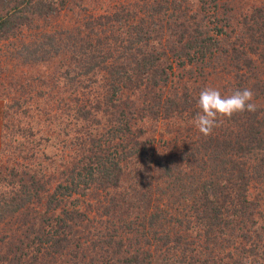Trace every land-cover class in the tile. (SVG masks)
I'll return each mask as SVG.
<instances>
[{"label": "trees", "instance_id": "trees-1", "mask_svg": "<svg viewBox=\"0 0 264 264\" xmlns=\"http://www.w3.org/2000/svg\"><path fill=\"white\" fill-rule=\"evenodd\" d=\"M232 2L118 0L64 27L70 0H0V264H264V3ZM214 77L257 110L204 136Z\"/></svg>", "mask_w": 264, "mask_h": 264}, {"label": "clouds", "instance_id": "clouds-1", "mask_svg": "<svg viewBox=\"0 0 264 264\" xmlns=\"http://www.w3.org/2000/svg\"><path fill=\"white\" fill-rule=\"evenodd\" d=\"M198 105L200 112L194 118V125L204 136L211 135L221 119H231L235 114L257 110L250 88L224 96L219 90L206 87L199 93Z\"/></svg>", "mask_w": 264, "mask_h": 264}, {"label": "rangeland", "instance_id": "rangeland-1", "mask_svg": "<svg viewBox=\"0 0 264 264\" xmlns=\"http://www.w3.org/2000/svg\"><path fill=\"white\" fill-rule=\"evenodd\" d=\"M118 0H70L71 5L73 6V9H64L59 16H55L52 20H50L53 23H60L61 25L63 24L64 27L70 26L74 21H78V19L84 18L85 15H90L91 13H100L108 8L109 6L114 5L117 3ZM189 1H195V0H189ZM264 0H233L231 5L234 8V12L237 14L238 18L243 12H247L249 9L253 8L254 6L261 5L263 4ZM221 3H224V0H221ZM223 9H221L222 11ZM87 13V14H86ZM55 61H50L49 65H47L44 68H47V70H51L53 72V67H55ZM53 66V67H52ZM31 66H26L24 67L25 71V76L23 78V81H26L27 83H31V77L36 74L37 71H39L38 67H32ZM42 68V67H41ZM62 71V69H61ZM4 73H7L4 72ZM57 77V76H56ZM213 80L215 81V89H218L222 91L223 86L225 85L224 80L221 81L219 79L216 80L214 77ZM18 95H21V91L18 90ZM3 98L0 97V157H1V148H2V135L4 133L3 127H4V114H3V109H4V102L2 100ZM60 122V121H59ZM85 122H82L80 125L76 123V125H73V127H88V124L86 126H83ZM54 127V124H52ZM55 149H49V152L54 151ZM86 205V204H85Z\"/></svg>", "mask_w": 264, "mask_h": 264}]
</instances>
